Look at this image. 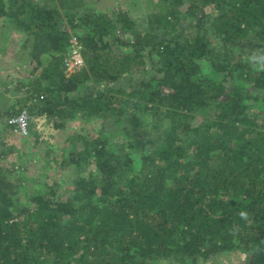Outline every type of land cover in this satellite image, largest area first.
<instances>
[{
    "label": "trees",
    "instance_id": "trees-1",
    "mask_svg": "<svg viewBox=\"0 0 264 264\" xmlns=\"http://www.w3.org/2000/svg\"><path fill=\"white\" fill-rule=\"evenodd\" d=\"M137 1L0 0V56L17 43L0 83L21 89L0 102V264H264V0ZM23 109L99 127L24 152L4 140ZM30 156L70 184L29 181Z\"/></svg>",
    "mask_w": 264,
    "mask_h": 264
},
{
    "label": "rangeland",
    "instance_id": "rangeland-1",
    "mask_svg": "<svg viewBox=\"0 0 264 264\" xmlns=\"http://www.w3.org/2000/svg\"><path fill=\"white\" fill-rule=\"evenodd\" d=\"M91 1V0H88ZM137 1V0H136ZM135 0H92L93 5L97 9H108L112 10L115 8V6L124 5L125 7L128 6L130 9V12L134 16H140L138 15V12L140 10V4L139 1L136 2ZM149 2L153 0H148ZM148 1L146 0V4L148 5ZM15 37V36H14ZM17 38V37H15ZM17 43L13 40H8L6 44L3 47L2 55L0 56V72L3 70H7L10 77L12 76V72L14 71L15 66L14 64V58L16 57L17 52ZM23 56L19 57L22 58ZM84 64V63H83ZM79 68H66V74H71L75 71H77ZM23 71V70H22ZM154 70L151 68L148 69V75L154 74ZM6 73V72H5ZM6 73V74H8ZM15 73V72H14ZM26 72L22 73L25 75ZM5 74V76H6ZM16 77V76H15ZM19 77V76H18ZM12 78V77H11ZM8 78L9 82L5 85L0 83V90H4V96L0 98V102L8 103L10 96L14 99L18 98L21 93L20 90H15L14 87L10 84V79ZM5 87V88H4ZM12 88V89H11ZM12 90V91H11ZM263 98H264V92H258ZM31 118V117H30ZM92 126L99 127L97 122L92 121V123L84 118H81L80 116L73 117L69 119L66 122L65 129H51L49 126L46 125V122H43L42 120L38 118H33L32 123L30 122V126L28 127L27 132L25 133H19L14 128V133L6 136L4 140L7 143L15 144L18 149H24L26 148L24 142L33 141L35 136H39L40 145L37 146V149H42V147H49L53 150L54 154H57L61 152V149L68 145L67 136L72 135L75 133H81L85 134L88 133V138L93 135L96 130L92 128ZM117 137V135L114 137V139ZM35 148V149H36ZM40 149V150H41ZM25 152V151H24ZM15 156V153L11 154L9 157V160H14L13 157ZM27 161V171L26 175L28 176V180L32 181H42L47 182L48 184L57 180L62 183V185L66 188L67 185L70 184L71 180L74 177V171L71 167L66 168H59L58 166H55L54 164L48 165L46 167H43V161L41 159H36L35 157H28L26 159ZM25 184V181H24ZM19 199L21 201L25 200L24 191L21 190L19 192ZM216 264H245L246 263V257L242 253H238L237 251H231L227 254H221L216 259Z\"/></svg>",
    "mask_w": 264,
    "mask_h": 264
},
{
    "label": "built area",
    "instance_id": "built-area-1",
    "mask_svg": "<svg viewBox=\"0 0 264 264\" xmlns=\"http://www.w3.org/2000/svg\"><path fill=\"white\" fill-rule=\"evenodd\" d=\"M81 45L78 43L76 37L72 36L69 40V54L65 58L64 67L66 68H80L83 65V58L81 54ZM30 115L26 109L21 110L17 115L9 119V123L14 126V129L19 133H25L29 127Z\"/></svg>",
    "mask_w": 264,
    "mask_h": 264
},
{
    "label": "clouds",
    "instance_id": "clouds-1",
    "mask_svg": "<svg viewBox=\"0 0 264 264\" xmlns=\"http://www.w3.org/2000/svg\"><path fill=\"white\" fill-rule=\"evenodd\" d=\"M261 66L264 67V57H260Z\"/></svg>",
    "mask_w": 264,
    "mask_h": 264
}]
</instances>
